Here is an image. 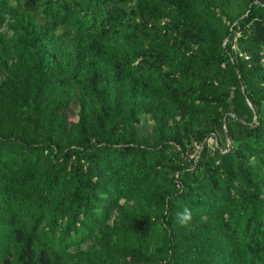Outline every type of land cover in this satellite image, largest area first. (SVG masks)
I'll return each mask as SVG.
<instances>
[{
  "label": "trees",
  "instance_id": "obj_1",
  "mask_svg": "<svg viewBox=\"0 0 264 264\" xmlns=\"http://www.w3.org/2000/svg\"><path fill=\"white\" fill-rule=\"evenodd\" d=\"M0 264H264V0H0Z\"/></svg>",
  "mask_w": 264,
  "mask_h": 264
},
{
  "label": "clouds",
  "instance_id": "obj_2",
  "mask_svg": "<svg viewBox=\"0 0 264 264\" xmlns=\"http://www.w3.org/2000/svg\"><path fill=\"white\" fill-rule=\"evenodd\" d=\"M193 219L192 210L185 206L182 211L176 213V221L181 226H188Z\"/></svg>",
  "mask_w": 264,
  "mask_h": 264
},
{
  "label": "rangeland",
  "instance_id": "obj_3",
  "mask_svg": "<svg viewBox=\"0 0 264 264\" xmlns=\"http://www.w3.org/2000/svg\"><path fill=\"white\" fill-rule=\"evenodd\" d=\"M216 139H217V138H216L215 136H211V137L209 138V142H210V143H214V142L217 141Z\"/></svg>",
  "mask_w": 264,
  "mask_h": 264
}]
</instances>
